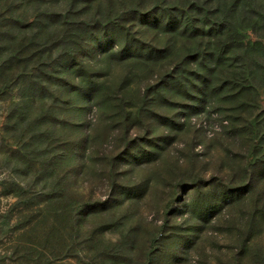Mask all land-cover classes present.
Returning a JSON list of instances; mask_svg holds the SVG:
<instances>
[{"label": "rangeland", "instance_id": "1", "mask_svg": "<svg viewBox=\"0 0 264 264\" xmlns=\"http://www.w3.org/2000/svg\"><path fill=\"white\" fill-rule=\"evenodd\" d=\"M0 264H264V0H0Z\"/></svg>", "mask_w": 264, "mask_h": 264}]
</instances>
